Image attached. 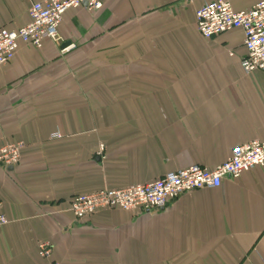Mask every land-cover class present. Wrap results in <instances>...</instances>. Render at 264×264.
<instances>
[{"label": "crops", "instance_id": "obj_1", "mask_svg": "<svg viewBox=\"0 0 264 264\" xmlns=\"http://www.w3.org/2000/svg\"><path fill=\"white\" fill-rule=\"evenodd\" d=\"M34 1L0 0V28L29 23ZM208 1L71 8L60 25L71 50L21 43L0 67V146L25 142L17 166L0 164V264H264V166L150 213L79 220L68 207L78 194L215 167L264 140V70L244 71L243 30L201 35L196 10Z\"/></svg>", "mask_w": 264, "mask_h": 264}, {"label": "built area", "instance_id": "obj_2", "mask_svg": "<svg viewBox=\"0 0 264 264\" xmlns=\"http://www.w3.org/2000/svg\"><path fill=\"white\" fill-rule=\"evenodd\" d=\"M108 0H43L34 1L29 9L31 20L18 29L0 28V67L15 57L21 43L42 47L44 40L63 43L60 25L65 13L71 8L86 7L96 11L102 9ZM196 25L207 39L233 29L244 32L243 44L246 55L241 65L246 72L264 70V0L244 10H235L232 0H211L196 10ZM69 44L62 52L71 50ZM59 133L52 137H60ZM25 142L4 140L0 146V164L15 167L21 161ZM264 166V140H252L232 149L231 155L215 167L191 165L169 172L147 183L132 184L123 188H104L90 194H78L69 202V210L77 219H85L102 210H142L150 213L164 208L183 193L220 187L224 179H239L244 172ZM0 201V229L9 223L2 211ZM39 255L50 259L53 246L48 241L38 244ZM50 264H61L51 261Z\"/></svg>", "mask_w": 264, "mask_h": 264}, {"label": "water", "instance_id": "obj_3", "mask_svg": "<svg viewBox=\"0 0 264 264\" xmlns=\"http://www.w3.org/2000/svg\"><path fill=\"white\" fill-rule=\"evenodd\" d=\"M69 44H70V42H64V43L62 44V48L68 46Z\"/></svg>", "mask_w": 264, "mask_h": 264}]
</instances>
